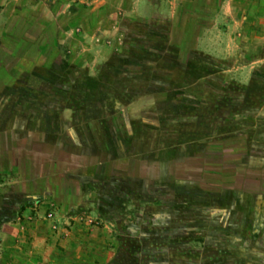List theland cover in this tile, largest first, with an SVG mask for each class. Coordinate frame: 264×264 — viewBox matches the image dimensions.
Returning a JSON list of instances; mask_svg holds the SVG:
<instances>
[{"label":"rangeland","instance_id":"obj_1","mask_svg":"<svg viewBox=\"0 0 264 264\" xmlns=\"http://www.w3.org/2000/svg\"><path fill=\"white\" fill-rule=\"evenodd\" d=\"M5 1L0 55L17 72L0 90V132L9 146L66 135L97 159L61 190L0 171V264H264V200L192 183L180 165L223 147L264 166L255 19L237 8L216 20L222 0ZM35 21L36 42L19 40Z\"/></svg>","mask_w":264,"mask_h":264},{"label":"crops","instance_id":"obj_2","mask_svg":"<svg viewBox=\"0 0 264 264\" xmlns=\"http://www.w3.org/2000/svg\"><path fill=\"white\" fill-rule=\"evenodd\" d=\"M262 1V0H261ZM260 0H222L221 3V10L217 14L216 20H223L226 19V17H223L222 13H227L229 11L230 15L235 14V10L238 8L239 10L242 9V15L240 16L241 20H245L248 18H254L257 25H259L264 30V11L260 12L257 11L255 14H249L245 12V9L248 8L250 5L257 6V8H264V4L261 3ZM9 1L1 0V5H8ZM224 9V12H223ZM4 11H8V8L4 7L1 8L0 11V21L3 23L4 21H7L10 12L4 13ZM227 11V12H226ZM237 13V12H236ZM228 14V13H227ZM237 16V15H236ZM231 19L234 20V17H231ZM0 22V23H1ZM29 23L25 24L23 29L21 30L20 35L27 36V28L31 27L35 24H40L41 22L35 21L31 22L30 26ZM105 29L99 30L98 33V39H105L107 37V33L114 34L116 24L114 25V22L110 23L111 30H109V25H104ZM41 27V26H40ZM39 34V33H38ZM261 36H259V39H262V36H264V31L260 33ZM86 35H89V33H86ZM41 36V35H39ZM5 58L4 54L0 55V59ZM6 69L3 71L4 73L9 72L10 75L4 74V79H0V90L3 88L9 87L12 85L14 79V72L16 71L17 64H7ZM2 72V73H3ZM39 76V75H37ZM36 77V75H34ZM17 83V82H16ZM18 84V83H17ZM71 137L73 138L72 133H69ZM5 137V138H4ZM66 138L65 136H62L57 141H48L49 139L46 137L45 134L40 133L38 134L35 132L32 134V139L28 142V144H22V145H8L7 140V134L3 132H0V159H5L4 161L9 162V166L5 168V170L0 171H15L18 175V180L20 183L26 182V181H32L36 179H58L57 187L59 190L64 188V184L67 182H71L73 188L77 186V172L86 168H91L95 164V159L97 157H94L93 153L88 149V147L81 143V142H72L74 144L75 149H73L70 144L65 142L63 139ZM43 142H47V144H50L52 147L50 149H45L43 147ZM71 147V148H70ZM220 148V147H219ZM217 148V149H219ZM207 151V149L205 150ZM204 151V152H205ZM217 154H219L218 150H214ZM245 155V150L241 152V156L239 158V165L237 168H239L240 171H247L248 173H254L255 176L258 177V180L255 184V192L256 193H245L240 190H229L231 192H235L239 194V196L243 197H250L257 200H264V166L263 167H254V166H248L246 163H244V160H242L243 155ZM157 162L154 161H147L144 160L142 163L144 168L151 169L153 167V164ZM157 165V164H155ZM228 165H225L224 167H221V173L224 176H230L232 173V169ZM4 169V168H3ZM158 169L160 170L159 166ZM142 178H148V179H154L151 174L149 175H140ZM55 185V184H54ZM228 190V189H226ZM66 195L62 196L63 205H68L69 201L66 198Z\"/></svg>","mask_w":264,"mask_h":264},{"label":"trees","instance_id":"obj_3","mask_svg":"<svg viewBox=\"0 0 264 264\" xmlns=\"http://www.w3.org/2000/svg\"><path fill=\"white\" fill-rule=\"evenodd\" d=\"M35 39L36 38L31 40V38H28L24 35L19 36V40L28 42L29 44L36 42ZM7 52L9 55H11L13 50H8ZM7 64H9V62L6 59H0V79H4V74L10 75L9 72H3L7 68ZM15 64H17V62ZM212 151L214 152V149L210 148L205 153H201L199 156L185 160L183 163H181L180 165L184 168V171L190 173L189 175H191L181 176V178H185V180H188L192 183H199L209 188L218 187L223 190H240L245 193H256L255 184L258 180V177L255 176L254 173H248L247 171L243 170L240 171L239 168H237L240 163L238 157H240L241 154L236 158L229 157L228 155L230 152L224 150L222 147L218 149V155H220L218 159L212 160L207 158V156ZM225 165L230 166V169H232L230 176H224L221 173V167H224ZM152 168L153 170L154 168L156 169V165L153 164ZM150 177L153 178L154 176L152 175Z\"/></svg>","mask_w":264,"mask_h":264}]
</instances>
